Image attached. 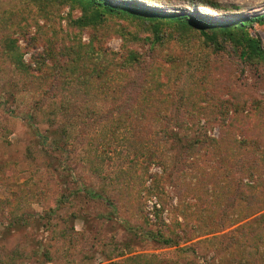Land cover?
<instances>
[{
	"label": "rangeland",
	"instance_id": "obj_1",
	"mask_svg": "<svg viewBox=\"0 0 264 264\" xmlns=\"http://www.w3.org/2000/svg\"><path fill=\"white\" fill-rule=\"evenodd\" d=\"M72 1L0 0V264H264V59ZM108 1L264 14V0ZM247 31L264 49V23Z\"/></svg>",
	"mask_w": 264,
	"mask_h": 264
},
{
	"label": "trees",
	"instance_id": "obj_2",
	"mask_svg": "<svg viewBox=\"0 0 264 264\" xmlns=\"http://www.w3.org/2000/svg\"><path fill=\"white\" fill-rule=\"evenodd\" d=\"M198 1L211 8H226L214 0ZM72 2H76L77 5L85 10L93 8L94 13L99 14V17L104 13L130 12L136 15L144 13L152 20L161 19L162 23L167 21L174 22L179 26L188 25L192 28L198 29L205 45L212 46L215 51H221L224 49L227 50L228 46L230 51L238 55L239 59L249 63L250 65H256L261 61V59H264V49L261 47L260 40L256 37H251L247 31V28L254 23H264V14L241 16L224 20H213L188 13H168L166 11L156 10L153 8H146L129 1H122L118 4H112L108 0H74ZM95 19L89 18L86 20V18H82L78 22L80 25H85V21L90 22ZM15 65L20 70L24 69V64L19 58L15 61ZM228 105L226 104V106ZM252 145L255 148L258 147L257 143L254 141H252ZM259 166L257 162H249L245 166V170H247V173L251 177L254 174H258L260 176ZM94 194L100 195L96 192ZM148 235L152 240L161 241L163 244H169V239L163 238L164 235L159 230H156V232L149 231Z\"/></svg>",
	"mask_w": 264,
	"mask_h": 264
}]
</instances>
